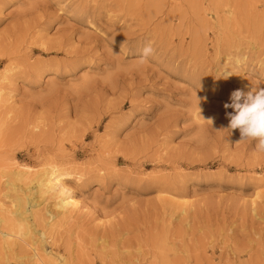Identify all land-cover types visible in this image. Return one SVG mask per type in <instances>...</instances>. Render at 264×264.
<instances>
[{"label": "rangeland", "instance_id": "374dc122", "mask_svg": "<svg viewBox=\"0 0 264 264\" xmlns=\"http://www.w3.org/2000/svg\"><path fill=\"white\" fill-rule=\"evenodd\" d=\"M254 89L264 0H0V200L32 232L0 264H264V153L224 107ZM18 165L84 208L52 217Z\"/></svg>", "mask_w": 264, "mask_h": 264}, {"label": "bare ground", "instance_id": "6f19581e", "mask_svg": "<svg viewBox=\"0 0 264 264\" xmlns=\"http://www.w3.org/2000/svg\"><path fill=\"white\" fill-rule=\"evenodd\" d=\"M51 166L52 165H50V168H47L44 171L36 174L34 173L35 171L32 173L30 167L18 165L17 167H15V170L11 171L6 176V181L9 180L7 184L11 186L12 190H15V186H17L15 183L23 181L25 178H30V182H35L34 187L36 188V190L34 191L39 195L38 197L42 198L44 196L46 197V195H52L53 205L55 209V214L52 213V217H56L57 215H66L71 211H79L80 209H83L84 206H82L80 200H78L75 194L70 190V188L67 187L64 181L63 174L57 173L56 168ZM21 198H23V196ZM16 200V204L13 205L9 203V207L7 205L5 206L4 202L0 200V214L2 215V218L0 215V222L7 221L12 224V227L10 226V228H8L9 223L7 224L8 227L0 228V236L1 239L6 243L12 240H19V244H26V246L31 247V244L29 243L32 235V232L29 228L30 215H26L27 211L24 208L22 209L21 206L23 202L21 203L20 199ZM13 206L14 208H12ZM38 252H35V255L38 262L40 261L42 264H61V262L63 261V258L60 259L59 257H56L52 254H49L47 260H45L43 259L44 257L38 254ZM55 254L57 253L55 252Z\"/></svg>", "mask_w": 264, "mask_h": 264}, {"label": "clouds", "instance_id": "9594fccd", "mask_svg": "<svg viewBox=\"0 0 264 264\" xmlns=\"http://www.w3.org/2000/svg\"><path fill=\"white\" fill-rule=\"evenodd\" d=\"M151 47L144 49V55L151 53ZM231 103L224 107L234 109L227 113L230 129H239L241 142H255V150L264 153V89H254L245 94L236 90L231 94Z\"/></svg>", "mask_w": 264, "mask_h": 264}]
</instances>
